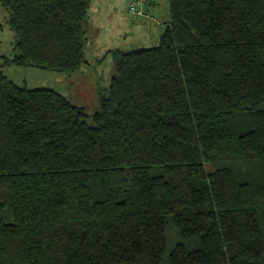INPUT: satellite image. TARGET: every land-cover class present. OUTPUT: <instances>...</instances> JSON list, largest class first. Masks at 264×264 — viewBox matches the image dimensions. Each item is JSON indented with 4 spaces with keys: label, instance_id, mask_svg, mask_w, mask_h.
<instances>
[{
    "label": "trees",
    "instance_id": "trees-1",
    "mask_svg": "<svg viewBox=\"0 0 264 264\" xmlns=\"http://www.w3.org/2000/svg\"><path fill=\"white\" fill-rule=\"evenodd\" d=\"M92 1L0 0L4 65L79 70ZM167 4L91 117L0 72V264H264V0Z\"/></svg>",
    "mask_w": 264,
    "mask_h": 264
},
{
    "label": "rangeland",
    "instance_id": "rangeland-1",
    "mask_svg": "<svg viewBox=\"0 0 264 264\" xmlns=\"http://www.w3.org/2000/svg\"><path fill=\"white\" fill-rule=\"evenodd\" d=\"M134 0H93L92 19L101 20L103 30L89 32V39L96 36L97 44L91 42L84 46L86 64L74 73H58L36 68H22L4 65V59H12L14 51V32L8 24V14L0 6V72L17 85L29 89L50 88L68 98L73 105L84 109L91 117L99 107L100 94H107L110 79L113 77L116 62L106 48L129 52L149 49L159 43L161 31L169 20L168 0H156V5L147 11L142 6L143 17L133 19L128 6ZM111 13H106L107 9ZM87 123L91 125L90 118ZM166 254L178 243L190 250L201 248L199 240L186 243L177 233L172 223L166 231Z\"/></svg>",
    "mask_w": 264,
    "mask_h": 264
},
{
    "label": "crops",
    "instance_id": "crops-1",
    "mask_svg": "<svg viewBox=\"0 0 264 264\" xmlns=\"http://www.w3.org/2000/svg\"><path fill=\"white\" fill-rule=\"evenodd\" d=\"M119 4L121 5V0H119ZM92 6V4H91ZM91 6H90V9L88 11V14H87V25H86V43L85 44H90L91 42H93L94 44H97V41H96V36H92V39H89V32H93V30H95L96 32L100 33L102 30H103V27L101 26L102 24V21L101 20H97V19H92L91 15H92V11H91ZM155 6V4H151V6L149 7L148 10L152 9V7ZM111 9L112 8H109L107 9L106 13H111ZM112 49L110 48H106V54L111 51Z\"/></svg>",
    "mask_w": 264,
    "mask_h": 264
},
{
    "label": "built area",
    "instance_id": "built-area-1",
    "mask_svg": "<svg viewBox=\"0 0 264 264\" xmlns=\"http://www.w3.org/2000/svg\"><path fill=\"white\" fill-rule=\"evenodd\" d=\"M149 0H134L129 6H128V13L133 19L141 18L143 17V10L142 6H147Z\"/></svg>",
    "mask_w": 264,
    "mask_h": 264
}]
</instances>
